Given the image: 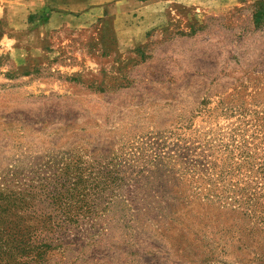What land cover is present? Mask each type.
<instances>
[{
    "label": "rangeland",
    "instance_id": "374dc122",
    "mask_svg": "<svg viewBox=\"0 0 264 264\" xmlns=\"http://www.w3.org/2000/svg\"><path fill=\"white\" fill-rule=\"evenodd\" d=\"M262 148L264 0H0V181L101 188L43 264H264Z\"/></svg>",
    "mask_w": 264,
    "mask_h": 264
},
{
    "label": "trees",
    "instance_id": "16d2710c",
    "mask_svg": "<svg viewBox=\"0 0 264 264\" xmlns=\"http://www.w3.org/2000/svg\"><path fill=\"white\" fill-rule=\"evenodd\" d=\"M251 157L247 151H241L243 160ZM258 159L252 163L249 171L252 176L249 179L262 183L264 153ZM253 173L258 176L255 177ZM221 176L209 178L201 188L206 192L204 199L207 203L239 210L242 205L256 199L257 191H237L229 189V185H220L218 180ZM83 178L80 174L74 180L70 174L67 177L60 175L44 187L35 184L23 187L19 181L10 183L6 178L0 181V264H43L50 251L62 246L65 233L84 221L71 212L90 209L92 191L101 190L96 185L80 182V179L85 182ZM103 185L108 186L104 182ZM259 190H264V183L258 187ZM202 195L200 191V198ZM259 220L264 223V214L260 215Z\"/></svg>",
    "mask_w": 264,
    "mask_h": 264
}]
</instances>
